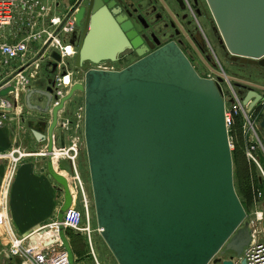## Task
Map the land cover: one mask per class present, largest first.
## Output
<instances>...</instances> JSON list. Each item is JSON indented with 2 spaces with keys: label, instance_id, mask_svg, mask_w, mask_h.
<instances>
[{
  "label": "water",
  "instance_id": "obj_1",
  "mask_svg": "<svg viewBox=\"0 0 264 264\" xmlns=\"http://www.w3.org/2000/svg\"><path fill=\"white\" fill-rule=\"evenodd\" d=\"M206 1L226 58L264 67V59L257 60L264 56V0ZM73 9L78 28L71 40L78 45L74 61L53 51L47 66L40 64L38 76L13 100L15 109L26 105L38 111L45 124L52 114L47 166L64 192L58 220L74 196L68 178L54 166V132L60 111L82 93L97 225L118 264H233V257L221 256H241L252 237L234 184L220 86L202 76L176 42L160 45L155 36L141 34L140 19H130L118 0H78ZM196 50L222 81L211 59ZM127 51L138 60L117 70L91 67L83 82L58 94V77L89 63L118 62ZM229 77L239 85L237 75ZM11 92H17L13 85L0 89V99ZM239 94L249 111L261 99L259 92ZM34 96L40 104L32 102ZM14 108L0 106L1 115L15 117ZM259 128L264 135V115ZM59 236L75 264L62 225Z\"/></svg>",
  "mask_w": 264,
  "mask_h": 264
},
{
  "label": "built area",
  "instance_id": "obj_2",
  "mask_svg": "<svg viewBox=\"0 0 264 264\" xmlns=\"http://www.w3.org/2000/svg\"><path fill=\"white\" fill-rule=\"evenodd\" d=\"M61 6V0H0V29L6 27L12 28L13 42L0 41V74L6 75L0 85V89L7 86H15L17 92L13 94L18 98V91L26 89V86L32 81V65L28 59L34 50L41 54L42 60L52 59L51 53L57 51L63 59L75 58L78 45L72 44L73 33L76 29V21L74 17V7L68 13L63 14L58 12ZM204 33V41L211 58L217 69L220 71L218 76L208 69L205 62L201 61L204 67V75L207 78L213 79L221 88L223 98L225 100V118L230 135L231 147L233 148L232 134L238 127V132L243 133L246 142V157L249 162L260 164L259 159H264V136L259 128V124L264 115V90L261 93L262 100L257 103L254 108L249 111V105H245L244 96L239 94V88H242L245 95L249 92H259L263 86L259 82L248 80L243 76L238 75L239 85H235L222 65L219 55L208 36ZM264 59V56L257 60ZM18 61L19 65L13 66L12 62ZM104 70H117L106 61L93 65ZM26 71L31 72L30 75L24 76ZM68 79V80H67ZM69 77V73L63 78H58V86L60 87L58 94L64 96L69 91V88L74 84ZM254 98L249 101L252 103ZM12 104L5 98L0 99V106L4 108H12ZM60 123V122H59ZM74 121L66 118L62 122V127L70 130V126L74 125ZM80 124H78V128ZM81 136L71 135L70 144L58 151V156L67 157L76 167V160L79 156ZM53 152L52 157L57 156ZM31 153L23 152L20 148L0 154V158L8 160V168L6 176L0 189V226L6 229V234L9 240L8 253L11 257L20 258L22 264H71L68 252L64 247L60 236V226H64L66 230L70 229L76 234H84L89 238L91 252L94 258V264L101 263L96 255L95 247L91 237L90 225V203L86 192L84 193L86 212L77 208L76 199L73 200L72 206L64 213L63 220L55 221L42 226L38 230L29 233L26 236H17L11 225L10 218L7 214L9 192L14 181L16 169L23 158ZM44 156H49L48 152L41 153ZM261 168V166H260ZM263 176L264 171L261 169ZM77 172V171H76ZM77 177L82 185L81 178L77 172ZM85 191V190H84ZM89 220L87 223L84 218ZM264 214L258 217L256 226L254 223H248L251 232V242L247 246L241 256L231 253L228 257L221 256L223 259L232 258L233 264H242L243 260L247 264H264V223H262ZM100 232V229L98 228ZM76 262V261H75Z\"/></svg>",
  "mask_w": 264,
  "mask_h": 264
},
{
  "label": "crops",
  "instance_id": "obj_3",
  "mask_svg": "<svg viewBox=\"0 0 264 264\" xmlns=\"http://www.w3.org/2000/svg\"><path fill=\"white\" fill-rule=\"evenodd\" d=\"M77 2L78 0H61L58 12H62L63 14L68 13L69 10L76 6ZM149 3H151V0H145V6L149 5ZM12 32L13 30L10 27L0 29V41L13 42L15 38L12 36ZM40 56L41 54H38V51L34 50L28 59L29 64L31 63L32 65V77L34 79L38 76L35 72L36 68L40 64L47 66V62L50 60L46 58L42 60ZM1 59L2 57L0 56ZM12 65L17 66L19 62L14 61ZM203 68L204 70L206 69L204 65ZM83 72L82 74H80L81 72L76 73L74 71H69L68 73L70 79L73 81L83 82L85 73ZM5 76L2 73L0 74V85L2 81H5L2 80ZM5 99L14 108L13 100L15 96L10 94ZM32 102L40 104L38 96H34ZM69 104L70 102L59 113L60 123L54 132V152L63 149L61 146L62 138L65 140V147L70 142L72 131L66 130L61 125L66 118L73 119V115H69ZM11 114H16V116L1 115L0 112V154L7 153L14 148H20L23 152L31 153L29 156L23 158L17 166L14 181L9 192L7 208L10 225L14 233L17 236L23 237L58 219L59 209L64 203V192L48 172L49 156L41 154L42 152H48V129L52 120V114L46 116L47 119L45 121H47V124L41 121L42 115L38 111L28 109L26 105L14 108ZM52 159L56 170L68 178L74 199H76V194L73 191V180L68 175L73 170L72 162L68 160L69 165H65L64 160L60 159L67 158L62 156L52 157ZM7 168L8 160L0 158V189L6 176ZM66 234L73 248L75 261L78 262L76 258L78 254L83 252L78 247V243H76V238H79V236L74 232L75 236L70 237L67 230ZM8 243L6 229L0 226V264H22L20 258L9 255Z\"/></svg>",
  "mask_w": 264,
  "mask_h": 264
},
{
  "label": "rangeland",
  "instance_id": "obj_4",
  "mask_svg": "<svg viewBox=\"0 0 264 264\" xmlns=\"http://www.w3.org/2000/svg\"><path fill=\"white\" fill-rule=\"evenodd\" d=\"M208 9H209V16L207 18L205 17V18L199 19V21L201 22V27L203 28L209 40L213 44L215 50L217 51L219 55L220 61L222 62V65L224 66L228 74L238 76L239 64L233 63L228 58H226L225 52L220 47L217 35L215 34L213 30V25L211 23L213 19L212 18L213 15L210 11L209 6H208ZM189 52L193 56L192 58L193 64L195 63V67L197 68V70L202 75H204L205 72H204V68H203V64L201 60H199L198 56H195L191 50ZM136 60H138V56L134 55L130 51H127L126 55L122 56L120 61L118 62L106 61V62L107 64L111 65L114 69H121V68H124L130 65ZM70 61L73 62L74 59ZM92 66L93 65L89 63L86 66H84L82 70L77 71L76 73L81 72L80 74H82V71L85 72L87 69L91 68ZM244 70H246L248 74L254 75V73L252 74L250 72L249 68L245 67ZM261 79L264 80V78H261ZM262 82L264 83V81ZM68 109L70 110L69 115H73L72 120L75 122L74 125L70 126L72 135L79 134V136H81L80 151H79V156L76 160V168L73 166L72 168L73 170L70 173H68L70 179L73 180V191L76 194V206L77 208L84 210L86 212L85 199H84V193L86 192L85 194L88 197V201L90 203L89 204L90 205V225H91V231H92L91 237L93 240L97 258L101 263H104V264H118L112 252L110 251L104 239L102 238L100 232L98 231L90 169H89V163H88V155H87L86 143H85V138H84V95L82 93H78L75 96V98L70 102ZM78 124H80L79 128H78ZM232 137H233L232 138L233 140L232 153H233V164H234L235 188H236V191L241 201H243L242 203H245L246 205L245 206L246 207L245 209L247 211L246 222L254 223L256 226L258 217L261 216V213L264 214V184L261 185L259 183V180H257V178L260 177V174H259L261 171L260 166H262V168L264 169V162H263L264 159H259V162H260L259 165L258 164L253 165L249 162V160L246 157V150H247L246 142L243 137V133L238 132V127H237L236 132L232 134ZM240 152L243 153L244 161L247 162V166L249 169L248 176H246L245 174L242 175V173L240 172V167L238 165V157L241 156ZM54 157H58V155ZM60 160H64L65 165H69L68 158L60 159ZM76 171L79 173V176L82 180V185L85 191L82 189V186L79 182ZM253 171L255 172L254 179H252L251 177ZM262 179L264 180V178ZM84 221L87 223L89 220L87 219V217H85ZM262 223H264V217H263ZM78 235H79V238H76V243H78V247H80L83 250V252L78 254L76 258L78 262H75V264H94V258L91 252V246H90L88 236L84 234H78ZM230 254L231 253L228 252L223 256L228 257Z\"/></svg>",
  "mask_w": 264,
  "mask_h": 264
},
{
  "label": "flooded vegetation",
  "instance_id": "obj_5",
  "mask_svg": "<svg viewBox=\"0 0 264 264\" xmlns=\"http://www.w3.org/2000/svg\"><path fill=\"white\" fill-rule=\"evenodd\" d=\"M118 3L122 6L123 10L130 15V19H144L146 21L145 24L138 20L143 29L141 34H147L153 40L155 36L160 45L171 41L176 42L188 55L191 61L193 56L190 54V50L195 56H198L199 60L202 61L198 55L196 47L203 53L204 56H208L209 59H211L204 41V30L201 27V22L199 21V19L205 17L207 18L209 16L208 3L206 0H165L167 6L161 0H151V3L146 6L145 0H118ZM76 30H78L77 27ZM132 53L136 55L134 52ZM125 55L126 53L122 56ZM238 64L240 76H243L248 80L259 82L263 85V89H260L261 94L264 90V83L262 82L264 80L261 79L264 78V67L244 65L241 63ZM245 67L249 68L250 72L252 74L254 73V75L248 74L246 70H244ZM30 73L31 72H28V75H30ZM238 88L240 91H243L242 88ZM261 100L262 96L259 102H261ZM250 163L253 165L256 164L252 162ZM261 169L264 171L262 166ZM261 172L262 171H260V177H258L257 180H259V183L262 185L264 184V180L262 179L264 176ZM251 177L254 179V171L252 172Z\"/></svg>",
  "mask_w": 264,
  "mask_h": 264
},
{
  "label": "trees",
  "instance_id": "obj_6",
  "mask_svg": "<svg viewBox=\"0 0 264 264\" xmlns=\"http://www.w3.org/2000/svg\"><path fill=\"white\" fill-rule=\"evenodd\" d=\"M240 135V134H239ZM239 141V140H238ZM238 145H240V144H238ZM241 147V146H240ZM242 152V151H241ZM240 152V153H241ZM234 159H235V157H234ZM238 165H239V167H240V172L242 173V175H246V176H248V166H247V162L246 161H244V155H243V153H241V156L240 157H238ZM243 202V201H242ZM244 204V207L246 206L245 205V203H243ZM246 208V207H245ZM67 233H68V235L71 237H74L75 235L73 234L74 232L72 231V230H67ZM77 236H79L78 234H76Z\"/></svg>",
  "mask_w": 264,
  "mask_h": 264
},
{
  "label": "bare ground",
  "instance_id": "obj_7",
  "mask_svg": "<svg viewBox=\"0 0 264 264\" xmlns=\"http://www.w3.org/2000/svg\"><path fill=\"white\" fill-rule=\"evenodd\" d=\"M68 80V79H67ZM80 151V150H79ZM54 152V151H53ZM57 153V152H56ZM59 153H57V155H58ZM76 168V167H75ZM80 177V176H79ZM82 181V180H81ZM86 189V188H85Z\"/></svg>",
  "mask_w": 264,
  "mask_h": 264
}]
</instances>
